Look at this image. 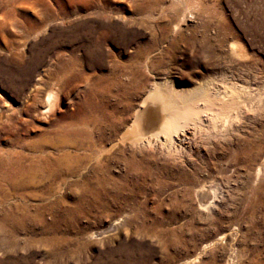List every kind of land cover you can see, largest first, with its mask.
<instances>
[{
    "label": "rangeland",
    "instance_id": "obj_1",
    "mask_svg": "<svg viewBox=\"0 0 264 264\" xmlns=\"http://www.w3.org/2000/svg\"><path fill=\"white\" fill-rule=\"evenodd\" d=\"M170 86L222 107L177 143L119 141L146 93ZM90 91L117 132L82 123ZM0 120L1 153L39 146L80 171L28 173L39 224L0 231V264H264V0H0ZM94 166L111 169L105 184Z\"/></svg>",
    "mask_w": 264,
    "mask_h": 264
},
{
    "label": "bare ground",
    "instance_id": "obj_2",
    "mask_svg": "<svg viewBox=\"0 0 264 264\" xmlns=\"http://www.w3.org/2000/svg\"><path fill=\"white\" fill-rule=\"evenodd\" d=\"M41 9H43V8H41ZM63 10H65V9H63ZM104 31H106V30H104ZM97 46H99V45H97ZM67 63H69V62H67ZM152 91H149L148 93H146V95L140 100L139 104L135 107V109L133 111L134 112L133 118L129 124L124 126L125 129L120 134L119 141L121 140L123 142L124 140L129 139L130 143L132 145L139 144V145H142L145 147L149 146L151 144V142H154V141L159 142L160 145H163V146L170 145L174 142L175 143L180 142V141L184 140V138H186V136L183 135V131L185 130V128H183V127H185L188 123L193 124V122H194V124H195V121H197V119L199 118L200 111L203 109L210 108L209 106H211V104L213 102H217V105L220 108V106H221V104H223L222 102L224 100L223 95L213 98L209 94L207 95L206 94L207 92L204 93L203 91L199 90L198 88L185 91V90H179V89H176V88H173L170 86L168 88L167 87L166 88H156L155 87V88H153ZM225 95H226V93H225ZM56 96L57 95L55 94L54 91H52V89H50L49 91L46 92L45 97H44L45 105L43 108L44 110H42V112L47 113L54 108V106L56 104V100H57ZM91 96H92V92L90 91L87 94L86 98L84 99L83 106L85 108L89 109L90 114L87 115L85 113L86 117H84V119L82 120V123L83 124L91 123L92 125L97 126V124H99V121H100V123H102V121H103V123L105 125L109 126V128L112 132L113 131L117 132L120 128V121H119L120 117L118 116V117L114 118L112 115L113 113L111 111H108L107 107H106V109H104L105 106L103 108L102 106H98V104L97 105L93 104L91 99H90ZM32 99H33V103L27 104V108L29 106L34 105V101H35L36 97L32 98ZM229 107H230V105H229ZM27 108H25V109H27ZM92 111H94V113H95V111H99L100 115L97 116L98 114H94ZM11 117L12 116H7L6 121L11 120ZM21 119H18L17 123L21 124L22 123ZM79 120H81V119H79ZM0 124H2V123H0ZM8 127H10V126H8ZM98 128H101V127L98 126ZM11 133L13 135V139H11V140L13 142L17 143L18 145H20L21 148L25 147L24 140L20 138L21 135L20 136L17 135L16 130H15V132L12 131ZM67 133L73 137H83V139H86L84 137L89 135L88 131H85L84 129H80V128L69 129V131ZM101 137H102V135H101ZM67 141H68V139H67ZM80 142H82V141H80ZM90 143L92 144L93 142L90 141ZM17 149L16 150H6L5 149L6 151L4 150V152H2V153L0 150V231L5 235L10 234L13 238L17 237L16 235L19 232V230L25 229V227H27L29 224L30 225L39 224V202L33 203L31 201H28L29 194H27L25 191L26 184H27L26 180H29L31 178L29 176L30 178L26 179V177H28V173H31V174L39 177V171H42L43 169H45V171L48 172L49 174L55 175L56 172L61 173V167L62 168L64 167L66 171L69 170L70 173H80L78 167L70 166V164L66 165L62 161H60L59 158H54L50 154H46L47 152L45 153V155H42L39 158V146H33V149H32L33 151L31 154H29V152H28V154L24 153V151L22 149H19V150H17ZM109 149H110V147H109ZM101 152H102V150H101ZM48 153H50V151ZM118 154H123V153L121 150H118ZM134 159H135V156L133 153L129 157L125 158V160H126V162H128V164L131 162L135 163L136 161ZM67 166H68V170H67ZM103 167H105V166H103ZM107 168H109V167L103 168L104 170L101 171L96 166H94V168L92 170L94 177H99V180L102 182L101 184H103V183L105 184L107 182V180H109V175H108L109 172L108 171H110L111 169L108 170ZM110 173L112 174V172H110ZM102 174L105 175V178L103 175V179H102ZM125 175H124V177H125ZM31 182H33V181H31ZM90 182H91V180H84V184H79V187L80 188H86V189L87 188L92 189L90 187L91 184L89 185ZM34 192L35 193H33V195H30V197L37 198V196H38V199H39V195H38L39 193H37L38 191H34ZM197 193H198V196L200 197V199H204L205 192L202 189H198ZM13 197H16L17 200L10 203V200ZM34 237H36V236H34Z\"/></svg>",
    "mask_w": 264,
    "mask_h": 264
}]
</instances>
